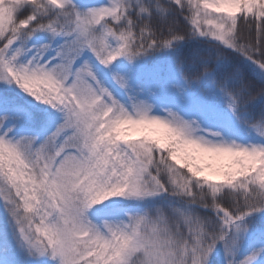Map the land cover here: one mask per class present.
Here are the masks:
<instances>
[{"label": "snow or ice", "instance_id": "snow-or-ice-1", "mask_svg": "<svg viewBox=\"0 0 264 264\" xmlns=\"http://www.w3.org/2000/svg\"><path fill=\"white\" fill-rule=\"evenodd\" d=\"M0 264H264V0H0Z\"/></svg>", "mask_w": 264, "mask_h": 264}]
</instances>
